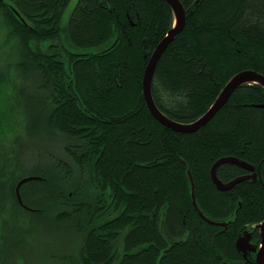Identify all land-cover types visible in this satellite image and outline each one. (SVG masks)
<instances>
[{
  "label": "trees",
  "instance_id": "obj_1",
  "mask_svg": "<svg viewBox=\"0 0 264 264\" xmlns=\"http://www.w3.org/2000/svg\"><path fill=\"white\" fill-rule=\"evenodd\" d=\"M69 1L0 0L2 43L15 42L0 68V139L16 133L20 114L40 152L23 176L0 167L4 208L19 219L3 225L0 264H256L236 240L251 232L260 242L264 87L241 84L207 123L174 131L142 90L148 59L173 26L169 4L77 0L62 27ZM180 2L185 24L160 55L151 94L168 118L191 123L236 73L264 76V0ZM55 145L64 156L48 152ZM228 156L259 178L219 189L210 169ZM247 173L216 168L223 183ZM28 175L39 179L19 188L25 208L15 186Z\"/></svg>",
  "mask_w": 264,
  "mask_h": 264
},
{
  "label": "water",
  "instance_id": "obj_2",
  "mask_svg": "<svg viewBox=\"0 0 264 264\" xmlns=\"http://www.w3.org/2000/svg\"><path fill=\"white\" fill-rule=\"evenodd\" d=\"M173 13L174 16V22L172 28L167 32V34L161 39V41L156 45V47L153 49L152 54L150 55L148 62L146 64V67L144 69L143 78H142V90H143V96L146 102V105L149 109V112L162 124L166 125L167 127L172 128L174 131L178 132H192L198 129L200 126L207 123L213 115L221 108V106L226 102V100L229 98L231 93L234 91V89L245 83H259L264 87V76L254 70H243L238 73H236L234 76H232L229 81L226 83V85L223 87L221 92L218 94L216 99L214 100L213 104L209 107V109L198 119L191 123H179L176 122L170 118H168L166 115H164L155 105L152 94H151V81L154 75L156 64L160 58V55L164 51V49L167 47V45L175 38L176 34L184 27L185 24V9L180 2V0H165ZM234 163L238 166H241L242 168H245L246 170L253 171L254 167L250 164H247L240 159L228 156V157H221L218 160H216L211 169H210V176L213 180V182L216 184V186L219 189H228L232 185H234L236 182H239L243 179H246L249 177V175H242L239 177H236L235 179L231 180L228 183H223L220 181L216 176V168L218 165L222 163ZM252 178H256V174L252 173ZM39 179V177L35 175H28L23 178H21L15 186V194L17 197L18 202L23 206L27 207L23 204L21 200V196L19 193L20 186L29 181V180H35ZM192 201L194 206L197 208V205L195 203V196L193 192V185H192ZM200 212V211H199ZM201 213V212H200ZM259 229V236H260V246L257 248L256 246L252 245L250 243V233H246L244 235H241L236 240V247L239 250H249L255 252V262L256 264H264V220L261 221L257 225Z\"/></svg>",
  "mask_w": 264,
  "mask_h": 264
},
{
  "label": "rangeland",
  "instance_id": "obj_3",
  "mask_svg": "<svg viewBox=\"0 0 264 264\" xmlns=\"http://www.w3.org/2000/svg\"><path fill=\"white\" fill-rule=\"evenodd\" d=\"M77 0H70L65 7L61 19V25L62 27H65L68 22V18L70 16V13L75 6ZM65 32H62V41L66 44L67 47L70 49H73L71 44L67 41V37ZM6 36V33L4 34V30L0 29V68L2 65H4L7 61H10L14 58V50H15V42L12 40H8L7 43H2V37ZM13 85L12 82L5 83V88L8 89ZM21 116L20 114H15L13 117V127L15 129L16 133H12L3 139H0V167L4 165L7 167L8 170H10L12 167L15 168L16 172H20L22 176L24 173H27L31 171L32 167L36 165V160L38 159V156L40 152L38 153L36 148L33 147L30 140L25 138L23 136V127L21 126ZM8 127V126H7ZM10 128V127H8ZM22 135V136H21ZM51 143H45L46 145H49ZM52 155H63L61 146L55 145L52 146V148L48 149ZM4 158H7L5 160ZM38 162V160H37ZM20 164H22V168L20 169ZM23 170V171H21ZM6 203L3 202L2 197L0 196V234L2 233V228L4 224H17L16 220H19L18 217L11 214V211L4 208V205ZM7 211V212H6ZM5 227V226H4ZM6 231V230H5Z\"/></svg>",
  "mask_w": 264,
  "mask_h": 264
},
{
  "label": "flooded vegetation",
  "instance_id": "obj_4",
  "mask_svg": "<svg viewBox=\"0 0 264 264\" xmlns=\"http://www.w3.org/2000/svg\"><path fill=\"white\" fill-rule=\"evenodd\" d=\"M253 167H254V166H253ZM244 169H245V168H244ZM248 171H249V173H247V174H245V175H249V177H252V173H255V174H256V178H259V169H258V170H255V167H254V170H253V171H250V170H248ZM241 176H242V175H241ZM258 230H259V229H258ZM248 233H250V243L258 248L260 242H259L258 244H255V243L251 242V232H248ZM259 237H260V236H259ZM238 250H239V249H238ZM240 251L242 252V254H243L244 257H247V255H248L249 253H254V254H255V252H253V251H249V250H240Z\"/></svg>",
  "mask_w": 264,
  "mask_h": 264
},
{
  "label": "bare ground",
  "instance_id": "obj_5",
  "mask_svg": "<svg viewBox=\"0 0 264 264\" xmlns=\"http://www.w3.org/2000/svg\"><path fill=\"white\" fill-rule=\"evenodd\" d=\"M217 176V175H216ZM218 178V177H217Z\"/></svg>",
  "mask_w": 264,
  "mask_h": 264
}]
</instances>
